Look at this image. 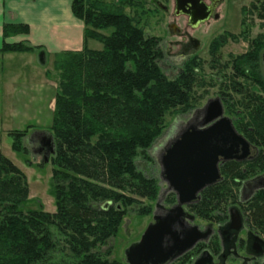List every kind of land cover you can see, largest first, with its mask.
<instances>
[{
    "label": "trees",
    "instance_id": "obj_1",
    "mask_svg": "<svg viewBox=\"0 0 264 264\" xmlns=\"http://www.w3.org/2000/svg\"><path fill=\"white\" fill-rule=\"evenodd\" d=\"M150 2L72 1L74 16L85 24V40H95L103 49L66 51L54 62L59 84L48 133L55 143L50 159L55 166V213L30 207L27 176L0 152V264H130L111 259V240L124 217L130 211L150 215L177 204V195L168 190L159 203L161 180L142 171L139 162L154 161L150 151L166 129L169 112L185 114L194 108L202 60L188 58L173 78L163 72V39L147 35L142 23ZM251 8L264 21V0H254ZM27 33L28 25L5 24L0 54L40 49L6 41ZM229 40L238 36L228 33L212 41L213 69ZM251 46L250 52L231 60L228 82L236 89L245 79L259 86L260 94L228 104L226 110L254 148L253 157L224 163L221 180L205 189L189 211L222 226L230 220V208L239 206L249 232L264 239V188L247 199L243 195L244 184L264 174V44ZM31 127L9 132L14 151L28 153L24 141ZM205 250L221 253L218 233L173 264H193ZM255 264H264V257Z\"/></svg>",
    "mask_w": 264,
    "mask_h": 264
},
{
    "label": "rangeland",
    "instance_id": "obj_2",
    "mask_svg": "<svg viewBox=\"0 0 264 264\" xmlns=\"http://www.w3.org/2000/svg\"><path fill=\"white\" fill-rule=\"evenodd\" d=\"M149 1L151 2L146 6L149 12L142 19V23L145 25L147 35H153L163 39V48L166 53L165 59L161 62L163 72L168 77L173 78L181 70L183 62L188 58L198 57L202 60L200 67L197 69V74L200 84L203 83V85L201 86L199 84L195 88L194 108L185 114L179 111L169 112L165 118L166 129L150 151L154 161L139 162V168L142 171L148 175H154L161 180L162 194L159 203L163 204V198L167 190H170L168 189L167 183L161 177L162 167L160 160L162 154L188 124L201 121L203 109L211 99L220 97V90H223L230 96V102H234L233 104H238L241 101V95L232 90L228 82V77L232 69L230 62L234 57L249 51V43L251 41L264 44V21L258 19L255 11L251 8L254 0H220L219 6L215 9L211 19L201 23L197 27L191 26L190 19L187 15L177 16L175 14L176 5L174 0ZM127 12H130V10H127ZM103 33L109 34L110 31ZM228 33L238 36V40H229L221 48L219 53L221 55V60L218 64L219 67L213 69L210 55L211 43L215 38ZM91 47L92 49H103V45L99 42L92 43ZM2 56L4 55H0V73L6 79L7 75H9L7 68L10 62L7 58L3 59ZM55 60L56 58H51L46 65L49 79L54 80L58 85L59 73L54 66ZM20 64L23 68V62ZM31 66L32 68H28V71L19 69L18 76L25 78L26 81L29 75L32 74L35 77L34 75H37V72L41 69L43 70L39 62H34L30 64ZM33 68H36V71H29ZM262 73L264 75V63H262ZM42 74L45 75L44 73ZM239 82L242 81L239 80ZM251 88L257 92L259 91L254 86H251ZM237 110L242 112L240 109ZM47 121L48 119L45 118L41 126L33 125L29 128L28 136L24 141L28 153H19L12 148L9 132L21 131V128H18L19 125L15 123L14 126H10V130H7L8 126L4 125V130L0 133V152L18 166L27 176L30 198L32 200L30 207L32 209H43L55 213L56 200L52 183L53 169L55 166L50 160L49 162H44V156L40 151L39 143L43 135L49 134V123L51 121L49 123ZM25 127L23 128L25 129ZM253 192H249V190L243 192L244 198L247 199ZM142 201L144 204H151L149 200L142 199ZM186 210L190 212L188 209ZM164 213L165 211L161 208L155 209L153 214L150 215H139L130 211L124 217L117 235L111 240L113 247L111 259L125 263L127 249L132 244L141 240L148 226L154 222L156 215H162ZM195 224L204 229L211 223L196 217ZM213 227L215 232L218 233L217 230L220 226L213 224ZM242 236H246L245 232L242 233ZM241 254L245 255L244 252H241ZM229 262L231 264H241V261L233 259L229 260Z\"/></svg>",
    "mask_w": 264,
    "mask_h": 264
},
{
    "label": "water",
    "instance_id": "obj_3",
    "mask_svg": "<svg viewBox=\"0 0 264 264\" xmlns=\"http://www.w3.org/2000/svg\"><path fill=\"white\" fill-rule=\"evenodd\" d=\"M175 14L187 15L192 27L211 19L212 11L203 0H174ZM198 123L188 124L162 154L161 177L168 189L177 195V204L162 215H156L141 240L126 251L130 264H173L198 244L207 243L215 233L213 224L202 229L195 224L196 216L189 210L210 186L221 178V166L230 161L244 162L253 157L251 143L236 129L233 121L224 115L219 98L211 99L202 111ZM49 150L44 162L55 153L51 134L47 135ZM264 188V174L246 182L243 192ZM230 220L218 228L224 249L221 259L236 246L240 233L245 229L244 214L239 206L229 210ZM247 255L264 257V239L248 233ZM215 256L203 251L193 264H214Z\"/></svg>",
    "mask_w": 264,
    "mask_h": 264
},
{
    "label": "crops",
    "instance_id": "obj_4",
    "mask_svg": "<svg viewBox=\"0 0 264 264\" xmlns=\"http://www.w3.org/2000/svg\"><path fill=\"white\" fill-rule=\"evenodd\" d=\"M72 1L0 0V48L5 42V24L29 26V33L12 36L7 42H25L40 48L30 53L0 54L10 62L6 79L0 73V133L4 130V125L10 130V126L16 123L20 130H25L33 125L41 126L45 118L52 125L58 85L49 79L46 64L51 58L66 51H81L85 46L92 49V43L97 42L85 40V24L74 16ZM122 1L125 0H115L116 3ZM21 62L24 64L23 68ZM34 62H39L43 70L37 72L35 77L29 75L26 81L18 76L19 69L28 71V68H32L30 64ZM32 70L36 71V68L29 71Z\"/></svg>",
    "mask_w": 264,
    "mask_h": 264
},
{
    "label": "flooded vegetation",
    "instance_id": "obj_5",
    "mask_svg": "<svg viewBox=\"0 0 264 264\" xmlns=\"http://www.w3.org/2000/svg\"><path fill=\"white\" fill-rule=\"evenodd\" d=\"M219 1L220 0H203V2H205V4H207L208 8L211 9L212 16L214 15L215 9L219 6ZM252 44L256 45V46H258V44L261 45V43H259L257 41H251L249 43V51L245 52L244 54H247L248 52L251 51V49H253L252 46H251ZM261 59H262V63H264V51L262 53V58ZM240 83H241V86L237 87L236 89H233L232 86L230 88L241 95V99L240 100L242 102H245L247 99H249V96L252 93L260 94L261 90H260L259 86L254 85V84H252L249 81L246 82L245 79H242V82H240ZM251 86L256 87L259 91L257 92L256 90H253L251 88ZM219 93H220V97H218V98L221 100V102L223 104L224 115L229 117L233 121V119H234L233 117L234 116L227 114L226 106L228 104H233L234 102H230V96L228 94H226L223 90H220ZM231 114H232V112H231ZM198 122H196V123H198ZM39 143H40V151L43 153V156L45 158L46 154H47V152L49 150V146H48V143H47V135H43L41 137ZM252 149L254 150L253 147H252ZM244 232L246 234L245 237L242 236V233H244ZM248 233H250V232H249V230L247 229V226H246L245 229L239 235V238H238V240L236 242V245H235L236 247L231 249L229 251V254L226 255L224 258H222V259L220 258L221 255L224 252L223 246H222V251H221L220 254L216 255V254L212 253L215 256V263L214 264H231V262H229V260H231V259L236 260V261H241V264H255L257 262V260H259V258H254L253 256L247 255V253H246V244H247ZM241 252H244L245 255H242Z\"/></svg>",
    "mask_w": 264,
    "mask_h": 264
}]
</instances>
